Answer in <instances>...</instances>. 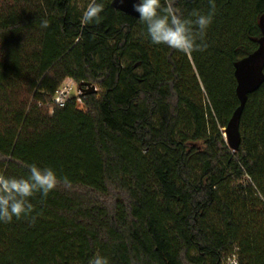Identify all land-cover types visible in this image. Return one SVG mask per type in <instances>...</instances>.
Returning <instances> with one entry per match:
<instances>
[{
  "label": "trees",
  "instance_id": "trees-1",
  "mask_svg": "<svg viewBox=\"0 0 264 264\" xmlns=\"http://www.w3.org/2000/svg\"><path fill=\"white\" fill-rule=\"evenodd\" d=\"M115 1L81 27L88 0H0V173L36 163L71 181L31 199L35 223L0 222V264H264V83L236 152L224 135L264 0H215L208 47L190 57L153 45ZM68 78L98 88L83 107L53 105Z\"/></svg>",
  "mask_w": 264,
  "mask_h": 264
},
{
  "label": "clouds",
  "instance_id": "clouds-1",
  "mask_svg": "<svg viewBox=\"0 0 264 264\" xmlns=\"http://www.w3.org/2000/svg\"><path fill=\"white\" fill-rule=\"evenodd\" d=\"M209 6L206 13L193 10L185 16L176 6V0H136L132 4L153 45H165L189 57L193 52L204 51L208 47L206 33L213 23L215 0H209ZM103 11L104 6L98 0H88L81 14V27L99 22ZM40 27H49V21L42 20ZM61 183L65 188L71 187L67 177H58L52 167L42 168L36 163L27 166L25 176L0 173V222L10 223L13 218L19 220L31 216V223H35L31 199L36 194L46 199ZM88 264H109V260L96 254L89 259Z\"/></svg>",
  "mask_w": 264,
  "mask_h": 264
},
{
  "label": "water",
  "instance_id": "water-1",
  "mask_svg": "<svg viewBox=\"0 0 264 264\" xmlns=\"http://www.w3.org/2000/svg\"><path fill=\"white\" fill-rule=\"evenodd\" d=\"M136 0H116L115 4H119L120 8L133 16L139 17V14L133 11L132 4ZM263 37L260 40L259 48L249 56L241 59L236 65L235 75L237 78V95L239 98V106L234 111L224 135L231 149L236 152L241 144L240 120L248 100V96L257 91L264 83V19L261 21ZM91 87V91L97 89L91 83L80 84Z\"/></svg>",
  "mask_w": 264,
  "mask_h": 264
},
{
  "label": "built area",
  "instance_id": "built-area-1",
  "mask_svg": "<svg viewBox=\"0 0 264 264\" xmlns=\"http://www.w3.org/2000/svg\"><path fill=\"white\" fill-rule=\"evenodd\" d=\"M95 88L98 89L96 86ZM75 89L79 95H73V90ZM90 90V86L83 85L82 88H80V84L76 83L73 79L68 78L63 82L53 97V105L59 107L65 106L66 103L74 97L77 98L78 105H83V97L89 93ZM224 264H238L237 256L235 254L229 256Z\"/></svg>",
  "mask_w": 264,
  "mask_h": 264
},
{
  "label": "rangeland",
  "instance_id": "rangeland-1",
  "mask_svg": "<svg viewBox=\"0 0 264 264\" xmlns=\"http://www.w3.org/2000/svg\"><path fill=\"white\" fill-rule=\"evenodd\" d=\"M80 3H81V4H83V2H82V1H81ZM73 95H79L76 89H75V90H73ZM79 106H80V107H83V105H79Z\"/></svg>",
  "mask_w": 264,
  "mask_h": 264
}]
</instances>
